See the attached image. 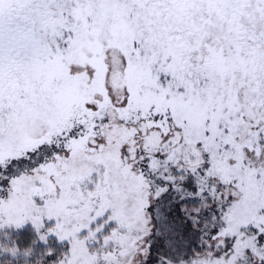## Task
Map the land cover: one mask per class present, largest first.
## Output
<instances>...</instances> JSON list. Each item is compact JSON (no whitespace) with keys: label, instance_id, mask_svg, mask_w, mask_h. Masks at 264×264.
<instances>
[{"label":"snow or ice","instance_id":"1","mask_svg":"<svg viewBox=\"0 0 264 264\" xmlns=\"http://www.w3.org/2000/svg\"><path fill=\"white\" fill-rule=\"evenodd\" d=\"M0 264H264V0H0Z\"/></svg>","mask_w":264,"mask_h":264},{"label":"trees","instance_id":"2","mask_svg":"<svg viewBox=\"0 0 264 264\" xmlns=\"http://www.w3.org/2000/svg\"><path fill=\"white\" fill-rule=\"evenodd\" d=\"M13 237H19L18 243L27 244L33 236L30 225H26L23 229L12 230ZM53 246H57L55 241H53ZM42 247V245H37V248Z\"/></svg>","mask_w":264,"mask_h":264}]
</instances>
